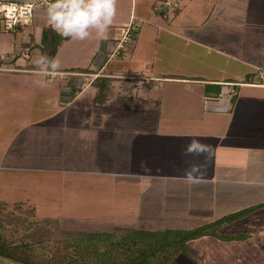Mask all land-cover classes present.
<instances>
[{
    "label": "rangeland",
    "instance_id": "obj_1",
    "mask_svg": "<svg viewBox=\"0 0 264 264\" xmlns=\"http://www.w3.org/2000/svg\"><path fill=\"white\" fill-rule=\"evenodd\" d=\"M35 20L9 28L0 18V54L28 49L33 42L21 41L19 31L33 30ZM256 36L250 40L259 41ZM163 42L167 72L152 79V86L134 77L150 75V68L135 70L121 61L130 46L109 61L118 69L74 67L84 73L81 79L93 73L97 79L66 93L60 87L75 78L70 67L40 88L36 69L3 62L0 200H23L36 218H56L63 229L75 231L116 225L187 229L264 202V71L202 42L173 36ZM248 53L252 60L254 50ZM215 79L223 80V94L236 98L216 103L206 97V82ZM99 85L112 86L111 98L125 93L121 86H134L132 97L142 100L141 107L95 105ZM194 141L197 151H188L197 147ZM193 169L199 171L190 180ZM220 231L242 237L191 239L171 264H264V204ZM0 264L16 263L0 258Z\"/></svg>",
    "mask_w": 264,
    "mask_h": 264
},
{
    "label": "crops",
    "instance_id": "obj_2",
    "mask_svg": "<svg viewBox=\"0 0 264 264\" xmlns=\"http://www.w3.org/2000/svg\"><path fill=\"white\" fill-rule=\"evenodd\" d=\"M13 1L34 3V15L31 22L34 23L35 17L36 22L33 30L25 28L19 31L22 34L21 41L28 44L33 42V44L26 50L17 49L10 60H15L19 68L32 72L30 70L35 69L34 58L42 55L40 47L35 44H38V41L43 43L47 40L43 38L42 33L45 28L50 27L46 17V5L43 0ZM131 19L138 23V28L133 43L120 59L123 62L126 61V64L135 70L144 66L150 68L148 76L160 77V73L167 72L163 69L166 64L162 60L166 58H162V55L165 56L166 53L163 40L168 36L190 42H202L208 48L219 50L220 53L229 52L228 55L236 56L237 59L249 63L252 61V65L264 71V0H118L117 16L105 37H97L93 32L84 41L68 38L62 42L52 58L60 60L61 68L70 67L72 70L79 66L98 67L101 70L111 65V67L116 65L115 69H118L117 63L109 65V61L116 55L113 54L114 49L109 51L108 47L113 43L115 45L120 27ZM256 34H259L256 36L259 41L250 40V36ZM226 36L229 37L227 41ZM48 40L51 42V34ZM244 40L245 49L243 50L241 43ZM137 45H140L138 49ZM252 50L255 54L251 60L249 53L246 55V52ZM141 53L146 59L142 63L139 61V58H142ZM254 60L257 62L259 60V63L256 61L255 63ZM96 75L97 73L91 74L89 80L74 76L71 86H61L60 91L70 92L72 86L76 87L77 83L85 88L89 83L95 82ZM217 81L224 83L219 79L213 82ZM150 83L147 86L154 85V82ZM66 84L69 85V82ZM223 92L214 99L216 103L224 102L220 99L222 97H231L232 93L226 95Z\"/></svg>",
    "mask_w": 264,
    "mask_h": 264
},
{
    "label": "trees",
    "instance_id": "obj_3",
    "mask_svg": "<svg viewBox=\"0 0 264 264\" xmlns=\"http://www.w3.org/2000/svg\"><path fill=\"white\" fill-rule=\"evenodd\" d=\"M50 34L51 44L48 40ZM42 36L47 42L40 47V51L49 58L68 39L61 37L51 27L45 28ZM222 84L206 82V97L216 99L220 96ZM121 87L125 93L118 92L111 98L115 93L112 86L99 85L94 104L107 102L108 106L141 107L142 100H133L134 86ZM100 94L103 95L102 100ZM235 98L234 93L230 100ZM262 204L264 202L251 204L187 229H144L116 225L108 230L75 231L63 229L56 218H36L35 208L25 206L23 200H15L11 204L0 200V258L16 264H171L179 253L187 251L186 243L191 239L203 235L220 239L242 237L241 233H222L220 228Z\"/></svg>",
    "mask_w": 264,
    "mask_h": 264
},
{
    "label": "clouds",
    "instance_id": "obj_4",
    "mask_svg": "<svg viewBox=\"0 0 264 264\" xmlns=\"http://www.w3.org/2000/svg\"><path fill=\"white\" fill-rule=\"evenodd\" d=\"M117 4L118 0H47L46 17L49 26L61 37L84 41L94 32L102 38L115 21ZM33 64L36 69L34 75L38 77L34 84L40 88H47L56 76L62 75L61 62L57 58L37 55ZM193 145L197 147H190L188 151H197L199 142L194 141ZM198 171L191 170L188 179H194Z\"/></svg>",
    "mask_w": 264,
    "mask_h": 264
},
{
    "label": "built area",
    "instance_id": "obj_5",
    "mask_svg": "<svg viewBox=\"0 0 264 264\" xmlns=\"http://www.w3.org/2000/svg\"><path fill=\"white\" fill-rule=\"evenodd\" d=\"M44 4H47V0H43ZM169 3V1H166ZM34 15V3L33 2H17L13 0H0V18L5 27L13 28L18 24H27L33 20ZM138 23L133 19L123 24L119 29V36L115 42L114 53L118 52L125 46L129 47L133 41ZM22 52V51H21ZM13 56H7V54H0V68H3L1 64L5 61H10ZM8 69H15L17 67H6ZM71 74L79 76L82 74L80 70H72ZM84 74V73H83ZM82 74V75H83ZM140 83L148 84L152 79H160L158 76H148L145 74H139L134 76Z\"/></svg>",
    "mask_w": 264,
    "mask_h": 264
}]
</instances>
